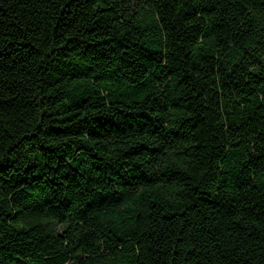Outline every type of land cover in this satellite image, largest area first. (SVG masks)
Segmentation results:
<instances>
[{"label": "trees", "instance_id": "trees-1", "mask_svg": "<svg viewBox=\"0 0 264 264\" xmlns=\"http://www.w3.org/2000/svg\"><path fill=\"white\" fill-rule=\"evenodd\" d=\"M0 264H264V0H0Z\"/></svg>", "mask_w": 264, "mask_h": 264}]
</instances>
